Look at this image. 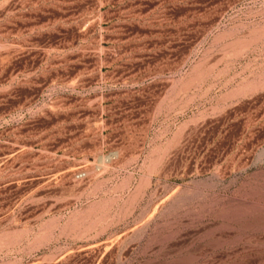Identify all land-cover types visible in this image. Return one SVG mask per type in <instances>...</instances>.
Masks as SVG:
<instances>
[{
    "label": "rangeland",
    "instance_id": "rangeland-1",
    "mask_svg": "<svg viewBox=\"0 0 264 264\" xmlns=\"http://www.w3.org/2000/svg\"><path fill=\"white\" fill-rule=\"evenodd\" d=\"M0 264H264V0H0Z\"/></svg>",
    "mask_w": 264,
    "mask_h": 264
}]
</instances>
